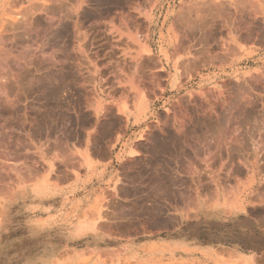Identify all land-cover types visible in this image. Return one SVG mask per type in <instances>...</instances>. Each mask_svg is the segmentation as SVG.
Wrapping results in <instances>:
<instances>
[{"label":"rangeland","instance_id":"374dc122","mask_svg":"<svg viewBox=\"0 0 264 264\" xmlns=\"http://www.w3.org/2000/svg\"><path fill=\"white\" fill-rule=\"evenodd\" d=\"M82 1L84 0H78V1L77 0H51V1L50 0H43V1L42 0H27V2H24V6L27 4L26 5L27 8L28 7L30 8V9L28 8V11L30 10L29 12L36 11L35 9L37 7L38 8L40 7V2H41V7H42V4H44L45 8L43 7L42 8L43 10L44 9L45 10L42 11V9L39 8L38 15L40 17L41 12H42L41 14H45V15L44 17L41 16L42 18L41 20L39 21L37 20V22L39 23L35 22V20L33 21V24L35 23L36 25L35 27H37V30H33V31L29 30L28 31L29 33L25 34L24 43L18 46L13 45L12 52H10L12 56H15L19 52L20 48L23 47L24 50L26 49V51H28L29 53L32 52L31 55L34 54L33 55L34 57L32 56L33 60L30 61L31 63H29L25 67L26 69L24 68L23 70L24 73L29 75L28 77H24L25 79L23 80V85H22L24 89L21 86L20 88H22V90L16 87L17 89L14 88V89H10L11 92L8 91V96L11 97L10 98L11 101L14 102L13 106H15L11 108L12 110L10 109V111L13 112V116H14V117L12 116L13 118H11L10 120L13 121L15 129L10 130V132L8 131L9 130L8 127H6L8 130L6 128L4 131L0 129L1 130L0 132V138H1L0 139V162H2L1 159L3 158L1 157L3 153L2 151L4 150L7 151L9 149H12L13 147V152H15L13 153V155L15 156L11 157L13 160L9 156V160L11 159L10 161H12L14 164L15 163L18 164V166L17 164L12 165L14 167L17 166L18 170L16 171L12 170L8 172L6 167H5L6 169L5 170L0 165L1 167L0 175H2L0 176L1 178L0 179L1 180L0 181V194H1L0 195V206H1V202L3 199L11 198V196L6 197L7 191L8 190L11 191V187H14L16 184L15 180L10 179L8 175L11 173L12 176L15 177V175L18 174L17 172L20 171L21 168L24 173L22 171L20 172H22V174L24 175H26L28 171H29L28 174H30V171H33L35 173H38V172L39 174L41 173L40 175H38L39 176L38 179H41L42 177L43 178L50 177L51 182L54 183V191H55L56 199L53 200L52 202L44 200L43 208H46V209L48 208L47 210L45 209L44 211L43 210L33 211V209H28V208L25 211L23 210L21 211L18 209L14 210L13 215L15 216V220L11 222V225L6 231L8 240L14 243H11V246L8 249L7 253L1 256L2 259L0 257V264H3L5 261H10V263L12 262L18 263L20 262V260H23L26 262H32L36 260L34 259L36 257L35 255L36 254L38 255V251L42 249L41 246H42V242L45 241L44 240L45 237L40 236L37 238V236H34V237L29 236L25 230L26 223L29 217L35 218L37 216H46L47 214H50V213H54V214L70 213L71 217L76 216V217H82V218L91 216V220H89V222L86 223L87 224L86 226L84 222H81V221L77 222L78 224L77 232L84 233L86 228H87V231H90V229L92 228L93 235L90 236V235L77 234L76 236H74L75 227L70 224L71 231H72V241L70 243L71 246L68 247L66 251H63V252L58 251L57 256H55L54 258L52 257L51 263H44V264H53L54 259H55L54 261H58L62 259L63 260L73 259L77 261V264H237V263H240L239 261L241 260H242L241 264L242 262L244 264L245 259H248L250 257L248 256V254L251 252V249H252V248H249L250 241L246 245H245V242L242 241L243 238L245 237L244 235L245 233L248 235V237H250V239H253L254 243L256 244L255 247L260 248L259 251H256L254 253L261 254V252H264V235L260 232L259 229L257 230L253 228L251 229L250 224H248V221H247V218L249 219L251 217L250 215H254L255 212L259 210V208H262L261 207L262 205H264V123L256 122L258 121V119L259 120L261 118L264 119V93H263L264 92V84H263L264 83V70H263L264 69V46H263L264 45V33L262 31L264 29V24H262L261 26V21L257 19L258 21L257 22L255 18L253 17L252 18L257 22V24L260 22V24L257 25V24H253L255 23V21L252 20L253 21L252 27L255 30L253 31L254 33H256V31L259 29V31L257 32L258 33L261 32L260 34L263 36V38L262 36L261 38H257V40L253 41L252 44H246V43L239 44L241 47L239 48L238 46L237 48H234L235 50L232 48L235 47L236 45L232 46V48L229 51V49L225 45H220V43H218L220 46L216 44L217 46H215L214 48L216 49L217 47V50H216V53L218 52L217 54L215 53L213 55H210L207 52L206 53L203 52L200 54L202 55L205 54L204 56L202 55L200 56V54L190 55L191 59L194 58V61L196 59L197 62H194L192 60V62L190 64L188 63V65H192L193 63V66H190V67L195 68L197 66L198 68H195V69L193 68L192 70L189 67L190 69L188 68L189 69L188 73L192 75V72H194L195 70H197L198 73L197 75L195 73V75H192L191 77L188 75L186 77V75H184L185 77L183 78L185 79H182L185 85L184 90L175 91V90H172L170 86L171 77L168 76L166 78L164 73L162 74L163 66L162 67L161 65L155 66V61H154V59L161 57L160 58L162 59L161 61L164 60L163 62H166V58L164 55L165 54L164 49H166V47H163V50H162L163 43L160 42L158 35H160L161 26L164 21L162 19L163 16L165 15L164 12H167V15H169L168 14L169 11H170V14L174 13V8L172 6L173 3L171 4V7L170 6L167 7L166 10L163 9L161 19H159L158 17V20H157L158 25L156 27V37H155L156 44L152 45L153 50L151 51V53H153L155 56L154 58L151 57L149 59L148 55L150 54L145 53V55L141 58L142 63H144L143 67H140V70L137 71V73H139L140 75L139 76L137 74V77L139 76L138 77L139 80L142 79V81H137V83L134 82L133 84L131 83V86L137 90H140L141 93L143 92L142 95L144 94L143 96H145V98H147L150 101L152 111L155 112V115L153 117H150L149 120H147L148 125H150L151 127V131H153L152 133L150 132L151 136H153V138L156 136H159L156 138V141H162L164 139V141H167L168 147L165 149V151L161 149L159 151L157 150L158 152L150 151V154H148L149 152L147 151L146 148L149 147L151 144H153L152 142H154V140L152 141V137L150 136V133L147 135L149 138L151 137V139L146 138L147 141H144L145 140L144 137L139 138V135L135 136L132 139V141L134 140L133 143L129 144V146L133 147L134 144L137 145L138 151L136 152V156H138L139 158L137 159V162L139 164L136 163V160L135 162H132L133 160L131 161V159L130 160L125 159L124 161L117 162L116 165L110 166L108 169H106V167L104 165L102 166L99 163V161L96 159L97 156H94V160H96V162L102 167H98L97 171L94 172L95 174L94 173H93L94 175L92 174V176L97 177L98 180L93 181V188L90 189V195L85 196L84 188H83L82 190H79V191L77 190L78 195H77L76 200L71 199L69 201L63 202L60 196H56L57 191L59 189L58 187L61 184L60 179H58L60 171L62 170H65L67 172L70 171L69 174H72V175L83 174L85 167L81 160L84 157L78 156V155L75 156V154H71L72 158L70 155H69L70 156L69 158L67 157L68 155H66V158L65 156L62 157V153H61L62 151L59 150L61 149V147L59 148V146L61 145L58 144V142L60 141L59 140L60 138H61V142L64 139L66 140L67 138L64 134V128L66 127L64 125H61L63 123L61 119L54 118L55 123L51 122L50 124L48 123L50 120L47 121L46 123L47 129L44 130L46 131V133L44 132L45 135L43 134L45 138L44 136H43V139L40 138L42 137V135H40L39 137L37 136L38 138L36 136L35 137L33 136L35 138L34 140L32 135L28 136L29 133H32L34 131V128L36 127V124L38 122L36 119L39 120V118L41 117L40 112L47 113L48 111L46 112V110H49L46 108L49 102L47 98V93H43L46 95H41L42 92L39 90V88L37 89V87L39 86V83H37L39 81L38 79L39 76L41 74L45 76L47 75L46 73H49L48 71L51 72V70L53 72V70L58 71V69L59 70L61 69L60 72L61 71L67 72L68 70H71L75 67L74 70H71V71H74V75L71 76V79H70L71 81L70 80L68 81L70 85L67 83L68 86H66V89L71 88L69 90L73 92L74 99H78L80 95H83V96H85V94L89 95L90 93L89 89H92L96 78H97L96 82H99L98 91L102 94L105 101L107 103L109 102L108 104L117 103V104L123 105L126 101H130V99H133L134 94H135V90L131 89V86L129 83H127V80L123 81L122 79H120L119 74L126 73L125 75H127V77L128 76L130 77V73L132 69H134V68L132 69L130 68L131 67L130 64H132L131 60L134 61L133 58H135L136 55L140 52V49L138 45L137 46L135 45V47H138V49H136L134 47L135 43L133 42L132 43L128 42V44L127 43L125 44V41H124L125 31L123 30L122 27L119 26V24L115 29H112L114 34L110 32H106L107 30L103 29L101 33L99 32L97 34L88 33V35L83 34L84 35L83 37L76 38V35H72V37H70L68 33L69 29L67 25H68V21L70 17L71 18L74 17L73 14H75V9L79 11L82 8L81 6L91 5V3H93L92 0H88V2L87 0L85 2H82ZM47 3H50V4H47ZM224 5L226 6L227 4H224ZM243 5L244 4L242 0H239V1L235 0V5L233 3L231 4L230 7H242L243 8ZM102 6L106 7L107 5L106 6L102 5ZM102 6L101 8H103ZM121 6H122L121 4L120 6L118 5V9L119 8L121 9L122 8ZM31 7H33V9ZM227 7L230 8L229 6ZM158 10L161 11V9H158ZM47 11H52L55 17L54 21L51 22L46 19ZM160 11L158 12V15L160 14ZM235 11L234 12L233 10L231 11L234 18L238 16L239 18L241 16H243L244 18L243 19L241 17V19H239L242 21L241 23H243V21L246 20L245 19L246 17H248V19L249 17H251V16H248V14L245 12L243 13L241 11H236V12ZM239 14H241V16ZM53 22L56 24L55 26L57 27V29L63 28L61 29L62 30L61 36H59V38L57 37L56 39H54V36H53V29H56L55 26L49 29V25H51L50 23H53ZM165 23L166 25L170 24V18L167 19ZM139 30H140L139 27L131 29V32L133 33L136 40L137 39L140 40L138 38ZM258 33H256V35ZM42 35H44V41H42V37H41ZM40 41L43 43H41ZM198 41H199L198 38L193 39L191 43L195 45V43L196 42L198 43ZM235 44H237V42ZM198 47L200 48L206 47V45L205 43H203L200 46L198 44ZM194 48L196 49V51H198L197 49H199V48H196V46ZM223 48L224 50H222ZM227 50L230 52V54ZM129 51L133 53H130ZM170 51L172 52V49H170ZM210 56L213 58V60L215 59L217 63L215 60H214L215 63H213V60L210 59ZM126 58L129 59L127 60L129 62L126 61ZM121 60L122 61L125 60L126 64H123L125 61L122 62ZM205 60H209V61L206 62ZM222 60H225V61H222ZM151 62L152 63L154 62V63L152 64ZM115 63L116 64L119 63V64L115 66ZM128 63L130 66L129 68H127ZM122 64L124 68L122 67ZM125 67L128 70H125L124 72V69H126ZM199 67L200 68L202 67V68L200 69ZM129 69H130V72L129 74H127L128 73L127 71H129ZM144 74L146 75V77ZM152 74L154 76H158L159 78L154 77ZM160 74L162 75L160 76ZM252 74L253 76H251ZM254 76L258 77L259 80L254 81V79H256ZM260 76H261V79L263 78L262 81L259 78ZM93 77L94 78L96 77V78L94 79ZM57 78L58 77H53L52 83L50 82L51 77L48 80H44V81H46V83L47 81H49L50 85H52L54 80H55L54 82L58 83L59 81H61L62 77L60 79H57ZM72 79L75 82L77 80L78 81L75 83L72 81ZM223 81L225 82L222 83ZM249 81L251 82V84ZM163 82H165V84ZM226 82L227 84H225ZM234 82L235 84H233ZM166 83H169V89L167 88L165 90ZM153 85H156L155 92L153 91L154 90ZM128 86H129L128 88L129 90L126 88ZM150 87H152V90ZM208 89L212 90L211 91L212 93ZM23 90H25L24 91L25 93L23 92ZM32 90L35 93H33ZM69 90L68 92H70ZM126 90H128V92ZM195 90L201 93V96L199 99L194 97L193 94L191 95V92ZM126 92L127 94H124ZM209 92L212 95L214 93V95L212 96L213 99ZM127 95L130 98L126 97ZM182 95L184 96L183 100L185 101H182V98H183ZM185 96H188V98ZM214 96L216 97V99L217 98L218 99L215 100ZM219 96L221 99L219 98ZM226 100H229V101H226ZM206 101L208 104L206 103ZM216 101H218L217 102L218 104L216 103L215 105ZM0 102H3V99ZM211 102L214 106L211 105ZM183 103H185V106L183 105ZM205 104L207 105V108ZM172 105H174L175 107H173ZM239 108L242 111L238 110ZM209 109L211 110L213 116L216 115L215 117L211 116L212 114ZM212 109L215 111H213ZM72 110L75 111L74 108L70 109L71 112ZM207 112H210V113H207ZM30 114L32 115V117ZM207 114L209 115L208 117L211 116L210 119L206 117ZM6 115L8 114L6 113ZM183 115H185V117H183ZM186 116L187 117L189 116V120ZM243 116L252 117L253 122L247 123V124L232 123L234 119H240ZM16 117H18L19 119L21 118V120L20 121L19 119L17 120ZM101 119L97 124L92 125V127L90 128L92 132L93 131L97 132V138H96L97 140L94 139L96 143L94 141H91V143L94 144L92 146L95 149L107 147L109 145L108 143L116 144L118 142L117 140H111V139L104 138V137H108L112 135L115 132L112 131V133H110L109 135L107 134V136L103 135L100 131L101 130L100 126L102 125L101 122L103 121V119L102 120ZM186 119H187V122H186ZM74 120L75 119H72L73 121V124H71L72 127L71 126L69 127L71 128L76 127V123L74 122ZM194 120L196 121L197 124L193 123L195 122ZM59 121L60 123L57 126L58 124L57 122ZM189 121L190 122L193 121L192 122L193 125L194 124L197 125V126L194 125L197 128V131H196V128ZM216 121H218V123ZM225 122H227L228 124ZM191 125H192V128H190ZM56 126L57 128L58 127L63 128L62 129L63 134L62 133L60 134V132H62L61 128L60 129L58 128V132L60 135L58 134ZM116 126H117L116 130L118 128L116 132L118 133L120 132L119 135L123 137L120 144L119 143L117 144L118 145L117 148L119 149L121 148V145L123 144V142H126L128 140L132 132L134 131L138 132L139 130L143 129V127L134 129L130 125L128 126V128L126 125L121 127L119 122L117 123ZM48 127H50V129ZM212 127L214 128L212 129ZM71 128H69L70 131H71ZM188 128H190V130L192 131H188L187 133V130H189ZM54 129L56 130V134L58 135H52L53 132H55ZM180 129L185 131V133L184 132L183 133L186 136L182 134V131H180ZM6 130L8 131V133H6L5 135L4 132ZM73 130H74V135L69 136L70 138L72 137L71 141H68V142L66 141L67 143L66 142H62V143L64 145L67 144V146L69 145L71 147L73 146L75 150L77 148L85 147L86 137H83V136L81 138L80 136L78 137L76 133L77 127ZM223 130H225L226 132ZM215 131L217 134L215 133ZM2 132L4 133L5 137L8 135L6 139H4V135L2 134ZM124 132L126 133V135H124ZM178 132H179V135H178ZM186 133L188 134V136ZM220 133H223L221 135L223 137H221L219 141L218 140L216 141L217 135H219ZM46 134H49V135H46ZM63 135L65 136V138L59 137ZM198 135L200 137V140L196 139ZM186 137H189V138H186ZM2 138L5 140V142L7 140V142L5 143L7 146L6 145L4 146L5 149L4 147L2 148V144L4 142ZM172 139L175 141H173ZM177 139L180 141H178ZM188 139H190V142ZM18 140H21V142ZM68 140L70 139L68 138ZM53 141L54 143H52ZM169 141L171 143H169ZM28 142L30 145L32 144L31 148H34V149L28 148L30 147ZM55 142L57 143L55 144ZM138 142L141 145L140 144L138 145ZM143 142L148 145L146 146V144H144ZM33 144H35V147ZM56 146L59 149L56 148ZM140 146L143 148H141ZM6 147H9V148H6ZM208 147H212V150H213L212 155L208 153L211 150V148H208ZM49 149L54 150V151H50ZM204 149H205V152L203 153ZM145 150L147 153L145 152ZM45 151L49 152L50 154L45 153ZM38 157H39V160H38ZM107 157L109 158L108 155ZM6 158H7L6 160L9 161L8 157ZM33 158H36L37 161ZM68 159H70V161ZM109 159H111V157ZM44 160L50 161L52 167H49L47 164L48 162L45 163ZM24 161L25 163L27 162V164H25ZM66 161L68 162L66 163ZM133 163H136V164H133ZM188 164H190L193 169L191 168L190 170ZM246 168L249 170V172L245 171ZM104 169H105V174L107 173L108 175H106L107 178L105 180H102V176L104 173L102 171H104ZM15 172L16 174H14ZM6 173H9V174L7 175ZM113 174L114 176L112 178L111 176ZM247 177H249V182L247 184L245 183L243 185L236 184V181H245ZM152 180L155 182V184ZM30 181H27V182H30ZM82 185L84 186V184ZM198 190L199 192H201V194H204V197H205L204 204L207 209L212 208L211 204L213 202L218 204L219 201H221L220 203H222L221 204L222 207L218 208L215 218L211 219V218H206L204 216L200 217L199 215L198 216L196 215V206H197L196 199L198 196ZM113 192L114 194H112ZM112 195L113 196L115 195V197H113ZM113 198H115L114 202H113ZM110 200H111V203H110ZM224 201L226 202L224 203ZM232 204H234L235 206ZM67 219L68 218H66V220ZM48 220H51V219L48 218ZM238 226H242V227L240 228ZM235 228L239 229V231L235 230L233 234V230ZM218 234L221 236L219 237ZM97 235L100 236L101 238L100 244H96L93 241V238ZM214 236H215L216 241L214 239ZM29 237L31 238L29 239ZM43 237L44 239H42ZM238 240L241 242V245L244 242L243 244L244 246L243 245L241 246L242 249L239 252L233 250V246L235 245L234 243L237 242ZM33 255L35 257H33ZM32 263L34 264V262Z\"/></svg>","mask_w":264,"mask_h":264},{"label":"bare ground","instance_id":"6f19581e","mask_svg":"<svg viewBox=\"0 0 264 264\" xmlns=\"http://www.w3.org/2000/svg\"><path fill=\"white\" fill-rule=\"evenodd\" d=\"M43 1V0H42ZM51 1V0H50ZM78 1V0H77ZM86 0L82 1V2H85ZM124 0H95V2L97 3L98 6L97 9L99 8V6H102V5H107L106 7H103V8H99L101 9V11L103 10V13H104V10L106 11L109 6H116L117 4L120 6V3L123 2ZM131 0H126L125 2H128ZM134 1V0H132ZM137 1V0H136ZM152 1V0H150ZM155 1V0H154ZM227 2H230V6L231 4L234 3L235 5V0H226ZM226 1L225 0H171V4L173 3V8H174V13L173 14H170V11H169V15H168V19L170 18V24L166 25V26H163V28L160 30V35H158V38L160 39V42H162V50H163V47H166V49H164V55H165V58H166V62H163L161 61L162 59H160L161 57L159 58H156L154 59L155 61V66L156 65H161V67H166V70L168 71V76L171 77V88L172 90H175V91H182L184 90V83L182 81V79H185L183 77H185L184 75H187L188 76H192V75H197V70H195L194 72H192V75L190 73H188L189 69L191 68L190 66H193V63L192 65H188V63L190 64L192 62V60L194 61V58L191 59V56L190 55H196V54H200V53H209L210 55H213L216 53V50H217V47L216 49L215 46H217L216 44L220 43V45H225L229 51L230 49L232 48V46L236 45L235 47H233L232 49L234 48H237L239 46V48L241 47L239 44H242V43H246V44H252L253 41L257 40V38H261V32L258 33L257 31H259V29L256 31V33H258L256 35V33H254V28L252 27V23L253 21H257L260 20L261 21V26L262 24H264V0H242V2L248 3V7H245L244 9L239 10L241 12L244 13H247L248 16H251L249 17L250 21L248 20H244L243 23H241L242 21L239 20L241 19V17L243 18V16H241V14H239L241 17L239 18L238 17H235L233 16L232 14V9L228 8L227 6H225L224 4H226ZM239 1V0H238ZM24 2H27V0H0V101H2L3 99V102H0V129H2L3 131L5 130L6 127H8V131L10 132V130H14L15 127H14V123L13 121H11L10 119L13 118V112L10 111L11 108L15 107L13 106V103L11 101V97L8 96V91H10V89H21L22 88L24 89V87L22 86L23 85V80L25 79L24 77H28L29 75H27L26 73H24V68L29 64L31 63L30 61H32V56L34 54L31 55V53H29L28 51H26V49L24 50V48H20L19 52H18L15 56H12L10 54V52H12V49H13V45H20V44H23L24 43V37H25V34L26 33H29L28 31L29 30H37V27H35V23L33 24V21L35 20V22H37V20H41V16L44 17L45 14H41L40 13V17L38 15V11H39V8L43 10L44 7V4H42V7H41V2H40V7L36 8L35 10L37 11H33V12H29L28 11V8H27V4L24 6ZM38 2V1H37ZM63 2V1H62ZM81 2V3H82ZM88 2V0H87ZM86 2V3H87ZM129 2V4H130ZM36 3V2H35ZM60 3V2H59ZM67 3V1H66ZM76 3V2H75ZM78 3V2H77ZM133 3V2H132ZM147 3V2H146ZM152 3V2H151ZM156 3L159 4V0H156ZM176 3V4H175ZM237 3V2H236ZM47 4H50V3H47ZM92 4V3H91ZM122 4V3H121ZM127 4V3H126ZM145 4V3H144ZM46 5V4H45ZM56 5V4H54ZM68 5V4H67ZM117 5V6H118ZM131 5V4H130ZM151 5V4H150ZM245 5V4H244ZM243 5V7H244ZM47 6V5H46ZM70 6V5H69ZM137 6V5H136ZM143 6V5H141ZM147 6V5H146ZM152 6V5H151ZM240 6V4H239ZM34 7V6H33ZM33 7H31L33 9ZM82 8L78 11L75 9V14H76V18H77V21L80 22V20L83 18V17H87L86 13H90V12H93L92 15H97V13L100 11H97L96 13V10L94 7H90V6H81ZM148 7V6H147ZM27 8V9H26ZM49 8V7H48ZM70 8V7H69ZM94 8V9H93ZM114 7H112L113 9ZM131 8V7H130ZM177 8V10H176ZM232 8V7H231ZM248 8V9H246ZM30 9V8H29ZM50 9V8H49ZM78 9V8H77ZM93 9V11H92ZM111 9V10H112ZM148 9V8H147ZM153 9V8H152ZM239 9V8H237ZM29 12H27V11ZM48 10V9H47ZM59 10V9H58ZM95 10V12H94ZM150 10V9H149ZM244 10V11H243ZM27 13H26V12ZM110 11V10H109ZM113 11V10H112ZM118 11V10H117ZM125 10H123L124 12ZM238 11V10H236ZM235 11V12H236ZM65 12V11H64ZM146 12V11H145ZM234 12V11H233ZM62 13V12H61ZM95 13V14H94ZM101 13V12H100ZM99 13V16H97V18L95 16L96 19H99L98 17L102 16L103 14L100 15ZM119 13V12H118ZM144 13V12H143ZM66 14V13H65ZM105 14V13H104ZM124 14V13H123ZM122 14V15H123ZM134 14V13H133ZM74 15V14H73ZM82 15H85L82 17ZM109 15V14H108ZM112 15V14H111ZM117 15V14H116ZM128 15V14H127ZM236 15V14H235ZM243 15V14H242ZM75 16V15H74ZM89 16L91 17V15L89 14ZM105 16V15H104ZM110 16V15H109ZM132 16V15H131ZM79 17H81V19H79ZM112 17V16H111ZM135 17V16H134ZM255 18V20L253 18ZM54 15L52 13V11H47V16H46V19L49 20V21H54ZM59 18V17H58ZM71 18V17H70ZM88 18V17H87ZM92 18V17H91ZM126 18V17H125ZM137 18V16H136ZM135 18V20H136ZM142 18V17H141ZM89 19V18H88ZM102 19V18H101ZM104 19V18H103ZM130 19V18H129ZM139 19V18H138ZM143 19V18H142ZM238 19V21H237ZM244 19V18H243ZM76 20V19H75ZM83 20V19H82ZM85 20V19H84ZM92 20V19H91ZM95 20V19H94ZM118 20V19H117ZM134 20V19H133ZM253 20V21H252ZM46 21V20H45ZM60 21V20H59ZM141 21V20H140ZM145 21V20H144ZM147 21V20H146ZM246 21V22H245ZM255 21V23L253 24H257V22ZM42 22V21H41ZM75 22V23H76ZM91 22V21H90ZM97 22V21H95ZM39 23V22H37ZM79 23H77L79 25ZM84 22L82 21V24ZM99 23V22H98ZM129 23V22H128ZM134 23V22H133ZM132 23V24H133ZM139 23V22H137ZM141 23V22H140ZM139 23V24H140ZM51 25H49V29L50 28H53V26H55L56 24L53 22V23H50ZM74 24V23H73ZM72 24V25H73ZM119 24V23H118ZM122 24V22H121ZM260 22L257 24L259 25ZM60 25V24H59ZM81 25V24H80ZM86 25V24H85ZM107 25V24H106ZM105 25V27H107ZM120 25V24H119ZM124 25V24H123ZM128 25V24H127ZM131 25V24H130ZM136 25V24H135ZM46 26V25H45ZM51 26V27H50ZM133 26V25H132ZM140 26V25H139ZM244 26V27H243ZM77 27V26H76ZM81 27V26H80ZM96 27V26H95ZM121 27V26H120ZM141 27V26H140ZM143 27V26H142ZM146 27V26H145ZM144 27V28H145ZM255 27V26H254ZM258 27V26H256ZM260 27V26H259ZM30 28V29H29ZM44 28V26H43ZM48 28V27H47ZM56 29H53V36H54V39H56L57 37L59 38V36H61L62 34V30L63 28L61 29H57V27L55 26ZM60 28V26H59ZM85 28V26L83 27ZM82 28V29H83ZM126 28V27H125ZM128 28V27H127ZM130 28H135V27H130ZM69 29V28H68ZM52 30V29H51ZM124 30V29H123ZM135 30V29H134ZM137 30V29H136ZM141 30V29H140ZM254 30V31H253ZM102 31V30H101ZM138 31V30H137ZM261 31V30H260ZM263 33H264V29L262 30ZM37 32V31H36ZM66 32V31H65ZM76 32V30H75ZM128 33L125 35L126 37V40L127 42H136L139 49H140V52L136 55L134 59V61L131 60V67L129 66V63H128V66L127 68H134L132 69L131 73H130V77L125 74H119V78L122 79L123 81L124 80H127V83L130 84L131 86V83L133 84L134 82L137 83V81H142L139 80V73H137V71L140 70V67H143V64L142 63V57L145 55V53H148V54H151V51L153 50L152 49V45H150V42H151V35L149 32H144L140 33L141 35V40H136V38L129 32L127 31ZM32 33V32H31ZM34 33V32H33ZM69 33V31H68ZM101 33V32H100ZM119 33V32H118ZM262 33V34H263ZM64 34V33H63ZM29 35V34H28ZM31 36V35H30ZM80 36V35H79ZM42 37V41H44V35L41 36ZM81 37V36H80ZM107 37V36H106ZM111 37V36H110ZM117 37V36H116ZM138 37V38H139ZM109 38V37H108ZM139 38V39H140ZM198 38V43L196 45L192 44L191 41L193 39H197ZM263 38V36H262ZM110 41V40H109ZM196 41V40H195ZM41 42V41H40ZM56 42V41H55ZM237 42V44H235ZM43 43V42H41ZM203 43H205L206 47H198V44L199 46L202 45ZM257 43V42H256ZM130 44V43H129ZM124 45V44H123ZM167 45V46H165ZM219 45V44H218ZM219 45V46H220ZM22 46V45H21ZM113 46V45H112ZM125 46V45H124ZM196 46V48H199L197 49L198 51H196V49L194 48ZM204 46V45H203ZM264 46V45H263ZM26 47V46H25ZM15 48V47H14ZM54 48V47H53ZM133 48V47H132ZM194 48V50H193ZM221 48V47H220ZM19 49V47H18ZM17 49V50H18ZM55 49V48H54ZM80 49V48H79ZM114 49V48H113ZM170 49H172V52L170 51ZM16 50V49H15ZM34 50V48H33ZM43 50V49H42ZM83 50V49H82ZM100 50V49H99ZM121 50V49H120ZM215 50V52H214ZM224 50V48L222 49ZM235 50V49H234ZM237 50V49H236ZM55 51V50H54ZM53 51V53H54ZM228 51V50H227ZM228 51V52H229ZM88 52V51H87ZM96 52V51H95ZM213 52V53H212ZM220 52V51H219ZM226 52V51H225ZM232 52V50H231ZM239 52V51H238ZM212 53V54H211ZM218 53V52H217ZM216 53V54H217ZM237 53V52H235ZM75 54V53H74ZM230 54V52H229ZM234 54V53H232ZM80 55V54H79ZM95 55V54H94ZM93 55V56H94ZM115 55V54H114ZM202 54H200L201 56ZM205 54H203L202 56H204ZM47 56V55H46ZM53 56V54H52ZM96 56V55H95ZM102 56V55H101ZM109 56V55H108ZM198 56V57H200ZM34 57V56H33ZM36 57V55H35ZM151 57V56H150ZM173 57V58H172ZM217 57V56H216ZM215 57V58H216ZM227 57V56H226ZM52 58V57H51ZM83 58V57H82ZM101 58V57H100ZM105 58V57H104ZM197 58V57H196ZM79 59V58H78ZM77 59V60H78ZM120 59V58H118ZM147 59V58H146ZM150 59V58H149ZM198 59V58H197ZM208 59V58H207ZM210 59L213 60V58L210 56ZM98 60V59H97ZM144 60V59H143ZM215 60V59H214ZM213 60V63H215ZM35 61V59H34ZM48 61V60H47ZM76 61V60H75ZM96 61V60H95ZM122 61V60H121ZM125 61V60H124ZM122 61V62H124ZM127 61V60H126ZM126 61L123 63V64H126ZM150 61V60H149ZM206 62H208L209 60H205ZM216 61V60H215ZM222 61H225V60H222ZM229 61V60H228ZM113 62V61H112ZM111 62V64H112ZM129 62V61H127ZM148 62V61H146ZM145 62V63H146ZM194 62H197L196 59ZM201 62V61H200ZM33 63V62H32ZM35 63V62H34ZM152 63V62H151ZM149 63V64H151ZM154 63V62H153ZM152 63V64H153ZM160 63V64H159ZM217 63V61H216ZM224 63V62H223ZM119 64V63H118ZM118 64L115 63V66H117ZM122 64V67L124 68ZM148 64V65H149ZM167 64V65H166ZM121 65V64H120ZM147 65V66H148ZM199 65V64H197ZM39 66V65H38ZM43 66V65H42ZM41 66V67H42ZM77 66V65H76ZM81 66V65H80ZM168 66V68H167ZM188 66V67H187ZM201 66V65H199ZM71 67V66H70ZM69 67V68H70ZM90 67V66H89ZM112 67V66H111ZM152 67V66H151ZM190 67V68H189ZM75 68V67H74ZM71 69V70H74ZM114 68V67H113ZM126 68V67H125ZM124 69V72L125 70H128V69ZM189 68V69H188ZM194 68V67H193ZM193 68H191L193 70ZM195 68H198L197 66ZM194 68V69H195ZM200 68V67H199ZM202 68V67H201ZM200 68V69H201ZM26 69V68H25ZM41 69V68H40ZM83 69V68H82ZM115 69V68H114ZM147 69V68H146ZM187 69V70H186ZM35 70V69H34ZM45 70V69H44ZM61 70V69H60ZM60 70L58 69V71L56 70H51L48 71L49 73H46L47 75H43L41 73L40 76H39V81L37 83H39V86L37 87V89L39 88V90L42 92L41 95H46V94H43V93H47V98H48V107L46 106L47 109L49 110H46L47 113H42L40 112L39 114L41 115V117L38 119H35L38 121L37 124H36V127L34 128V131L32 133H29L28 136L32 135V137L34 136H40L42 135V138L43 139V136L45 135L46 130V123L47 121H49L48 123L50 124L51 122H54V118H58V119H61V121L63 122L61 125H64L66 128H64V134L66 136V140L64 139L62 142H68V141H71V138L69 137L70 135H74V130L76 127H77V135L78 137L80 136V138L83 136V137H86V146L84 148H90V149H93L94 147L91 143V141H94V139L97 138V132L95 131H91L90 128L92 127V125L94 124H97L100 119L102 118L103 121L101 122L102 125L100 126L101 128V133L103 135H106L107 134L109 135L110 133L113 132H116L118 130H116V125L117 123L119 122L121 127H123L124 125L128 126L130 125L131 127H133L134 129H137V128H141L143 127L142 130H139L138 132L137 131H134L130 134L128 140L126 142H123V144L121 145V148L119 149V152L116 153V156H114V161H110L109 164H107V166H114L117 164V162H122L124 161L125 159H131L132 162H135L136 160V163L137 162V159L138 156H136V152L138 151V147L136 144H134L133 147H130L129 144L133 143L132 139L133 137L135 136H138L139 135V138L141 137H144L145 140L144 141H147L146 138L148 139V135L150 132L152 133L153 131H151V127L150 125H148L147 123V120H149L150 117H153L155 115V112L152 111V108H151V103L150 101L145 98V96L142 95L141 91L140 90H137L135 89L134 87L131 86V89L135 90V94H134V98L133 99H130V101H126L123 105L122 104H108L105 99L103 98L102 94L98 91V83L99 82H96V79H95V82H94V85L92 87V89H89L90 93L89 95H86L83 96V95H80L78 99H74V95H73V92L70 91L69 89L71 88H67L66 89V86L67 83L69 84V80L71 79V76L74 75V71H71V70H68L67 72H60ZM78 70V69H77ZM80 70V69H79ZM264 70V69H263ZM13 71V72H12ZM23 71V72H22ZM26 71V70H25ZM82 71V70H81ZM136 71V72H135ZM149 71V70H148ZM165 72V70H163ZM42 72V71H41ZM76 72V71H75ZM129 74L130 72V69L129 71H127ZM29 73V72H28ZM114 73V72H113ZM147 73V72H146ZM155 73V72H154ZM153 73V74H154ZM157 73V72H156ZM160 73V71H159ZM166 73V72H165ZM33 74V73H32ZM62 74V75H61ZM76 74V73H75ZM83 74V73H82ZM137 74L139 75L137 77ZM151 74V73H150ZM152 74V75H153ZM163 74V72H162ZM160 74V76L162 75ZM77 75V74H76ZM102 75V74H100ZM142 75V74H141ZM145 75V74H144ZM151 75V76H152ZM158 75V74H156ZM255 75V73H254ZM258 75V74H257ZM256 75V76H257ZM89 76V75H88ZM94 76V75H93ZM150 76V75H149ZM154 76V75H153ZM253 76V74L251 75ZM259 76V75H258ZM51 77V80L50 82L52 83V78L53 77H58L57 79H60L61 77V81H59L58 83L54 82L53 81V84L50 85V82L47 81H44V80H48L49 78ZM77 77V76H76ZM104 77V76H103ZM146 77V75H145ZM148 77V76H147ZM154 77H157L159 78L158 76H154ZM163 77V76H162ZM255 77V76H254ZM253 77V78H254ZM31 78V77H29ZM28 78V79H29ZM36 78V77H35ZM81 78V77H80ZM143 78V77H142ZM189 78V77H188ZM247 78V77H246ZM252 78V77H251ZM256 79L255 80H259L258 77H255ZM260 80L262 81L261 79V76L259 77ZM93 79V80H94ZM152 79V78H151ZM150 79V80H151ZM156 79V78H155ZM37 80V79H36ZM75 80V79H74ZM82 80V79H81ZM88 80V79H87ZM111 80V79H110ZM115 80V79H114ZM129 80V81H128ZM160 80V79H159ZM252 80V79H251ZM250 80V81H251ZM28 81V80H27ZM34 81V80H33ZM71 81V80H70ZM73 81V79H72ZM78 81V80H77ZM76 81V82H77ZM86 81V80H85ZM107 81V80H106ZM144 81V80H143ZM147 81V80H146ZM154 81V80H153ZM249 81V82H250ZM32 82V81H30ZM75 82V81H73ZM75 82V83H76ZM84 82V81H83ZM92 82V81H91ZM110 82V81H109ZM126 82V81H125ZM158 82V81H157ZM225 81H223L222 83H224ZM230 82V81H229ZM228 82V83H229ZM241 82V81H240ZM253 82V81H252ZM82 83V82H81ZM93 83V82H92ZM112 83V82H111ZM148 83V82H147ZM165 84V82H163ZM255 83V82H254ZM259 83V82H258ZM261 83V82H260ZM113 84V83H112ZM151 84V83H150ZM159 84V83H158ZM227 84V82L225 83ZM223 84V85H225ZM235 84V82L233 83ZM232 84V85H233ZM251 84V82H250ZM262 84V83H261ZM264 84V83H263ZM27 85V84H26ZM24 85V86H26ZM36 85V84H35ZM70 85V84H69ZM231 85V84H230ZM22 86V88H20ZM29 86V85H28ZM86 86V85H85ZM140 86V85H139ZM149 86V84H148ZM154 86V85H153ZM156 86V85H155ZM17 87V88H16ZM124 87V86H123ZM141 87V86H140ZM145 87V86H144ZM227 87V86H226ZM232 87V86H231ZM236 87V86H235ZM241 87V86H240ZM127 89L129 88L126 87ZM146 88V87H145ZM151 90H152V87H150ZM156 88V87H155ZM238 88V87H237ZM242 88V87H241ZM244 88V87H243ZM30 89V88H29ZM66 89V90H65ZM84 89V88H83ZM229 89V87H228ZM231 89V88H230ZM36 90V89H35ZM68 90L70 92H68ZM82 90V89H81ZM123 90V88H122ZM125 90V89H124ZM129 90V89H128ZM128 90H126L128 92ZM150 90V89H149ZM150 90V91H151ZM210 92L212 90L208 89ZM236 90V89H235ZM256 90V89H255ZM25 90H23L24 92ZM27 91V90H26ZM29 91V90H28ZM33 91V90H32ZM31 91V92H32ZM38 91V92H40ZM86 91V90H85ZM156 91V90H155ZM154 91V92H155ZM234 91V90H233ZM232 91V92H233ZM11 92V91H10ZM17 92V91H16ZM20 92V91H19ZM84 92V91H82ZM88 92V91H87ZM116 92V91H115ZM123 92V91H122ZM124 93V94H127ZM209 92V93H210ZM237 92V91H235ZM248 92V91H247ZM18 93V92H17ZM25 93V92H24ZM33 93H35L33 91ZM37 93V92H36ZM111 93V92H110ZM133 93V92H132ZM151 93V92H150ZM163 93V92H162ZM208 93V94H209ZM212 93V92H211ZM210 93L211 97L213 95ZM227 93V91H226ZM229 93V91H228ZM251 93V92H250ZM264 93V92H263ZM10 94V93H9ZM82 94V93H81ZM119 94V93H118ZM123 94V95H124ZM193 94L194 97L196 98H200L201 96V93L198 92V91H192L191 92V95ZM207 94V96H208ZM253 94V93H252ZM23 95V94H22ZM40 95V94H39ZM148 95V93H147ZM150 95V94H149ZM188 95V94H187ZM217 95V93H216ZM11 96V95H10ZM89 96V97H87ZM133 96V95H132ZM183 96V95H182ZM236 96V95H235ZM238 96V95H237ZM15 97V96H14ZM17 97V96H16ZM37 97V96H36ZM40 97V96H39ZM126 97H129L128 95ZM188 98V96H185ZM239 97V96H238ZM263 97V96H262ZM22 98V97H21ZM27 98V97H26ZM46 98V97H45ZM46 98V99H47ZM130 98V97H129ZM203 98V97H202ZM215 100L216 97L214 96ZM220 98V96H219ZM16 99V98H15ZM45 99V100H46ZM179 99V98H178ZM181 99V98H180ZM184 99V96L182 98V101H185L183 100ZM186 99V98H185ZM195 99V98H194ZM213 99V97H212ZM221 99V98H220ZM229 99V98H228ZM14 100V99H13ZM38 100V99H37ZM40 100V98H39ZM196 100V99H195ZM203 100V99H201ZM233 100V99H232ZM21 101V100H20ZM42 101V100H41ZM181 101V100H179ZM219 101V100H218ZM216 101L215 102V105L216 103L218 102ZM222 101V100H221ZM226 101H229V100H226ZM249 101V100H248ZM17 102V101H16ZM187 102V101H186ZM191 102V101H190ZM197 102V101H196ZM111 103V102H110ZM207 103V101H206ZM214 103V102H213ZM228 103V102H227ZM17 104V103H16ZM176 104V103H175ZM208 104V103H207ZM218 104V103H217ZM233 104V103H232ZM46 105V104H45ZM78 105V106H77ZM183 105L185 106V103H183ZM187 105V104H186ZM200 105V104H199ZM203 105V104H202ZM206 105V104H205ZM211 105L212 102H211ZM246 105V104H245ZM19 106V105H18ZM77 106V108H76ZM173 107H175L174 105H172ZM214 106V105H213ZM225 106V105H224ZM231 106V105H230ZM177 107V106H176ZM197 107V106H196ZM202 107V106H201ZM204 107V106H203ZM235 107V106H234ZM233 107V108H234ZM238 107V106H237ZM22 108V107H21ZM74 108V110H72V112L70 111V109ZM180 108V107H179ZM183 108V107H182ZM195 108V107H194ZM199 108V107H198ZM206 108H207V105H206ZM213 108V107H212ZM215 108V107H214ZM247 108V107H246ZM249 108V107H248ZM41 109V108H40ZM43 109V108H42ZM192 109V108H191ZM196 109V108H195ZM204 109V108H203ZM211 109V108H210ZM209 109V110H210ZM237 109V108H236ZM243 109V108H242ZM12 110V109H11ZM177 110V109H176ZM205 110V109H204ZM203 110V111H204ZM213 110V109H212ZM232 110V109H231ZM240 110V108L238 109ZM247 110V109H246ZM250 110V109H249ZM7 111V112H6ZM40 111V110H39ZM38 111V112H39ZM75 113H74V112ZM215 111V110H213ZM228 111V110H227ZM242 111V110H240ZM37 112V111H36ZM193 112V111H192ZM211 112V110H210ZM210 112H207V113H210ZM251 112V111H250ZM6 113L8 115H6ZM18 113V112H17ZM186 113V112H185ZM184 113V114H185ZM188 113V112H187ZM200 113V112H199ZM220 113V112H219ZM217 113V114H219ZM224 113V112H223ZM241 113V112H240ZM244 113V112H243ZM254 113V112H253ZM15 114V113H14ZM20 114V113H19ZM37 114V113H36ZM212 114V112H211ZM215 114V113H214ZM251 114V113H250ZM31 115V114H30ZM39 115V116H40ZM166 115V114H165ZM177 115V113H176ZM197 115V114H196ZM203 115V114H202ZM201 115V116H202ZM225 115V114H224ZM233 115V114H232ZM249 115V114H248ZM13 116V117H12ZM20 116V115H19ZM60 116V118H59ZM74 116V118H73ZM159 116V115H158ZM190 116V115H189ZM189 116L187 117L188 120H189ZM199 116V115H198ZM209 115L207 114V118L210 119L211 116H213V114L208 117ZM216 116V115H215ZM213 116V117H215ZM231 116V115H230ZM256 116V114H255ZM254 116V117H255ZM32 117V115H31ZM181 117V116H180ZM183 117H185V115H183ZM219 117V115H218ZM225 117V116H224ZM227 117V116H226ZM17 120L19 119L18 117H16ZM205 118V117H204ZM221 118V117H220ZM233 118V117H232ZM246 118V117H245ZM33 119V118H32ZM72 119H75L74 122L76 123V127L74 128H71V124H73V121ZM101 119V120H102ZM191 119V118H190ZM206 119V118H205ZM227 119V118H226ZM21 120V118L19 119V121ZM57 120V119H56ZM163 120V119H162ZM175 120V119H174ZM184 120V119H183ZM182 120V121H183ZM196 120V119H195ZM194 120V121H195ZM208 120V119H207ZM218 120V119H217ZM225 120V119H224ZM231 120V119H230ZM35 121V120H34ZM123 121V122H122ZM180 121V120H179ZM185 121V120H184ZM197 121V120H196ZM193 122V121H189L190 123H196ZM201 121V120H200ZM204 121V120H203ZM223 121V120H221ZM95 122V123H94ZM162 122V121H160ZM165 122V121H164ZM181 122V121H180ZM186 122H187V119H186ZM198 122V121H197ZM211 122V121H210ZM218 123V121H216ZM215 122V123H216ZM230 122V121H229ZM20 123V122H19ZM55 123V122H54ZM57 126L59 125L60 121L57 122ZM74 123V125H75ZM100 123V124H101ZM123 123V124H122ZM192 123V125H193ZM205 123V122H204ZM214 123V124H215ZM227 123V122H225ZM35 124V122H34ZM70 124V125H69ZM150 124V123H149ZM167 124V123H166ZM170 124V123H169ZM185 124V123H183ZM187 124V123H186ZM197 124V123H196ZM194 124V125H196ZM213 124V122H212ZM220 124V123H219ZM228 124V123H227ZM54 125V124H53ZM51 125V126H53ZM60 125V126H61ZM73 125V126H74ZM154 125V124H153ZM182 125V123H181ZM192 125L190 126V128H192ZM193 125V126H194ZM201 125V124H200ZM199 125V126H200ZM206 125V124H205ZM216 125V124H215ZM20 126V125H19ZM50 126V127H51ZM55 126V125H54ZM56 126V128H57ZM71 126V127H69ZM152 126V125H151ZM176 126V125H175ZM178 126V125H177ZM180 126V125H179ZM197 126V125H196ZM203 126V125H202ZM214 126V125H213ZM217 126V125H216ZM23 127V126H22ZM34 127V125H33ZM50 127H48L50 129ZM183 127V126H182ZM181 127V128H182ZM187 127V125H186ZM195 127V126H194ZM193 127V129H194ZM55 128V127H54ZM59 129L61 127H58ZM58 128H57V132H58ZM71 128V131L70 129ZM176 128V127H175ZM184 128V127H183ZM190 128H188L189 130H187V133L188 131H192L190 130ZM196 128V127H195ZM214 127H212L213 129ZM220 128V127H219ZM63 128H61V131L60 134L62 133L63 134ZM163 129V128H161ZM166 129V128H165ZM179 129V128H177ZM202 129V128H201ZM211 129V128H210ZM218 129V128H217ZM5 131V135L6 133H8V131ZM52 130V129H51ZM55 130V129H54ZM73 130V132H72ZM26 131V130H25ZM160 131V130H159ZM158 131V132H159ZM178 131V130H177ZM175 131V132H177ZM182 131V134L184 136H186L184 133L185 131L184 130H181ZM196 131H197V128H196ZM200 131V130H199ZM204 131V130H203ZM220 131V130H219ZM222 131V130H221ZM225 131V130H223ZM1 132V130H0ZM12 132V131H11ZM17 132V131H16ZM29 132V131H28ZM45 132V133H44ZM48 132V131H47ZM53 132V131H51ZM155 132V131H154ZM163 132V130H162ZM184 132V133H183ZM202 132V131H201ZM206 132V131H205ZM208 132V131H207ZM226 132V131H225ZM4 133L2 132V134L4 135ZM73 133V134H72ZM95 133V135H94ZM122 133V132H121ZM151 133H150V136H151ZM186 133V134H187ZM197 133V132H195ZM212 133V132H211ZM216 133V131H215ZM231 133V132H230ZM27 134V133H26ZM44 134V135H43ZM50 134V132H49ZM49 134H46V135H49ZM52 134V133H51ZM59 134V132H58ZM56 134V130L55 132H53L52 135H58ZM59 134V135H60ZM166 134V133H165ZM194 134V133H193ZM217 134V133H216ZM223 133H220L219 135H217V138H216V141L219 139H221V136ZM4 135V139L7 138V136L5 137ZM23 135V134H22ZM113 135V134H112ZM178 135H179V132H178ZM191 135V134H190ZM215 135V134H214ZM213 135V136H214ZM65 136H59V137H64ZM111 136V135H110ZM156 136V135H154ZM173 136V135H172ZM182 136V135H181ZM188 136V134H187ZM193 136V135H192ZM195 136V135H194ZM206 136V135H205ZM20 137V136H19ZM18 137V138H19ZM33 137V138H34ZM37 137V138H38ZM48 137V136H47ZM101 137V136H100ZM115 137V136H114ZM152 137V141L154 140V142H152L153 144H151L149 147H145L147 149V151L149 152L148 154H150V151H159L161 149H163L165 151V149L168 147V143L167 141H164V139L162 141H156V138L159 137V136H156L153 138ZM151 137L149 139H151ZM174 137V136H173ZM32 138V139H33ZM36 138V139H37ZM39 138V139H40ZM45 138V136H44ZM68 138L70 140H68ZM77 138V137H76ZM164 138V137H163ZM179 138V137H178ZM186 138H189V137H186ZM208 138V137H207ZM205 138V139H207ZM1 139V138H0ZM2 138V140L4 141L3 144H2V148L6 145L5 143V140ZM15 139V138H14ZM20 139V138H19ZM29 139V138H28ZM115 139V138H114ZM162 139V138H161ZM160 139V140H161ZM166 139V138H165ZM175 139V138H174ZM181 139V138H180ZM194 139V138H193ZM198 140H200V137L198 135V137L196 138ZM202 139V138H201ZM238 139V138H237ZM35 140V138H34ZM60 140V141H59ZM57 142L58 144H60L61 146H59V148L61 147V149H59L57 146L56 148H58L59 150H61L60 152L62 153V157L65 156L66 158V155H68L67 157L69 158L71 156L72 158V155L76 150L75 148L72 146H67L64 145L62 142H61V138L59 139ZM97 140V139H96ZM112 140V139H111ZM110 140V142H111ZM173 140V139H172ZM178 140V139H177ZM176 140V141H177ZM186 140V139H185ZM189 142H190V139H188ZM9 141V140H8ZM21 142V140H18ZM40 141V140H39ZM47 141V140H46ZM49 141V140H48ZM118 142L116 144H110L108 143L109 145L106 147L109 151L110 149L112 150H115L117 149V144L122 141V139H118L117 140ZM175 141V140H173ZM180 141V140H178ZM195 141V140H194ZM210 141V140H209ZM224 141V140H223ZM23 142V141H22ZM30 142V140H29ZM28 142V144H29ZM37 142V140H36ZM45 142V141H44ZM55 142V144L57 143ZM63 144H61V143ZM66 142V143H67ZM140 142V141H139ZM138 142V145L140 144ZM151 142V141H150ZM200 142V141H199ZM2 143V142H1ZM13 143V142H12ZM18 143V142H17ZM24 143V142H23ZM22 143V144H23ZM43 143V142H41ZM47 143V142H46ZM54 143V141L52 142ZM70 143V142H69ZM96 143V142H95ZM106 143V142H105ZM144 143V142H143ZM169 143H171L169 141ZM195 143V142H194ZM203 143V142H202ZM219 143V142H218ZM16 144V143H15ZM27 144V143H26ZM54 144V145H55ZM146 144V143H144ZM179 144V143H178ZM186 144V143H185ZM30 145V144H29ZM28 145V146H29ZM34 147H35V144H33ZM41 145V144H40ZM49 145V144H48ZM72 145V144H71ZM141 145V144H140ZM148 144H146L147 146ZM171 145V144H170ZM192 145V144H191ZM190 145V146H191ZM194 145V144H193ZM258 145V144H257ZM7 146V145H6ZM22 146V145H21ZM32 144L30 145V147H28L29 149H34V148H31ZM63 146V147H62ZM143 146V145H142ZM189 146V147H190ZM214 146V145H213ZM217 146V145H216ZM215 146V147H216ZM12 147V145H11ZM26 147V146H25ZM38 147V146H37ZM36 147V148H37ZM92 147V148H91ZM141 147V146H140ZM144 147V146H143ZM141 147V148H143ZM193 147V146H192ZM214 147V148H215ZM6 148H9V147H6ZM50 148V146H49ZM53 148V147H51ZM208 148H211V150L208 152L210 155H212L213 153V150H212V147H208ZM220 148V147H219ZM5 149V147H4ZM3 149V150H4ZM19 149V147H18ZM55 149V148H54ZM89 149V150H90ZM206 149V148H205ZM2 150V149H1ZM24 150V149H22ZM50 151H54V150H51L49 149ZM48 150V151H49ZM96 150V149H95ZM144 150V149H143ZM162 150V151H163ZM221 150V149H220ZM230 150V149H229ZM18 151V150H17ZM43 151V149H42ZM47 151V150H46ZM45 153H49V152H46ZM57 151V150H56ZM93 150H90V153L93 152ZM98 151H101V150H98ZM140 151V150H139ZM157 151V152H158ZM219 151V150H218ZM2 155L1 157H3L1 159L2 162H0V165L1 167H3L5 169H7L8 172L10 171H16L18 170V164L16 167L12 166V165H15L12 161H10L15 155H13V147L12 149H9L7 151H2ZM104 152V151H103ZM107 152V150H106ZM146 152V150H145ZM205 152V151H204ZM225 152V151H224ZM255 152V151H254ZM17 153V152H16ZM21 153V152H20ZM26 153V152H25ZM23 153V154H25ZM33 153V152H32ZM31 153V154H32ZM55 153V152H54ZM98 153V152H97ZM147 153V152H146ZM160 153V152H159ZM215 153V152H214ZM22 154V155H23ZM29 154V153H28ZM37 154V153H36ZM50 154V153H49ZM65 154V155H64ZM75 154V153H74ZM82 154V153H81ZM93 154V153H92ZM90 154L91 156H85V162L86 164H89L91 167H92V172H96L98 167L100 166L96 160H94V156L95 155V152L94 154L92 155ZM145 154V153H144ZM206 154V153H205ZM226 154V153H225ZM19 155V154H18ZM39 155V154H38ZM45 155V154H44ZM70 155V156H69ZM100 155V154H98ZM104 155V154H103ZM107 155L109 156V158L111 157V159L113 158V156L110 155V152L109 154L107 153ZM163 155V154H162ZM9 156H10V160H9ZM76 156V154H75ZM150 156V155H149ZM152 156V155H151ZM156 156V155H155ZM159 156V155H158ZM166 156V155H165ZM5 157V159H4ZM6 157H8V160L10 161H7ZM17 157V156H16ZM35 157V156H34ZM41 157V156H40ZM84 157V156H83ZM175 157V156H174ZM229 157V156H228ZM21 158V157H20ZM37 158V157H36ZM36 158H33L36 160ZM42 158V157H41ZM105 158V157H104ZM108 158V157H107ZM106 158V159H107ZM4 159V160H3ZM155 159V158H154ZM177 159V158H176ZM7 162H6V161ZM13 160V159H12ZM38 160H39V157H38ZM66 160V159H65ZM70 161V159H68ZM105 160V159H104ZM141 160V159H140ZM148 160V159H147ZM153 160V159H152ZM159 160V159H158ZM166 160V159H165ZM5 161V162H4ZM28 161V160H27ZM34 161V160H33ZM37 161V160H36ZM79 161V160H78ZM82 161V160H81ZM9 162V163H8ZM12 162V163H11ZM17 162V161H16ZM39 162V161H38ZM41 162V161H40ZM45 163L48 164L49 167H52L51 166V163L50 161H46L44 160ZM68 161H66L67 163ZM126 162V161H125ZM131 162V163H132ZM160 162V161H159ZM166 162V161H165ZM170 162V161H169ZM187 162V161H186ZM192 162V161H191ZM7 163V164H6ZM21 163V162H20ZM25 163V161H24ZM42 163V162H41ZM136 163H133V164H136ZM162 163V162H161ZM189 163V162H188ZM27 164V162L25 163ZM31 164V163H30ZM79 164V163H78ZM139 164V163H138ZM141 164V163H140ZM159 164V163H158ZM22 165V164H21ZM154 165V164H153ZM170 165V164H169ZM189 165V169L191 170L192 166L190 164ZM60 166V165H59ZM68 166V165H67ZM105 167H107L106 165H104ZM132 166V165H131ZM155 166V165H154ZM162 166V165H161ZM191 166V167H190ZM0 167V168H1ZM23 167V166H22ZM194 167V166H193ZM2 168V169H3ZM21 168V167H20ZM30 168V167H29ZM81 168V167H80ZM135 168V167H133ZM146 168V167H145ZM151 168V167H150ZM156 168V167H155ZM1 169V170H2ZM3 169V170H4ZM5 169V170H6ZM25 169V168H23ZM65 169V168H64ZM78 169V168H77ZM90 169V168H89ZM187 169V168H186ZM193 169V168H192ZM20 171H22V168L20 169ZM18 171L17 175L12 176V174L10 173H6L8 175V177L10 179H13L15 180L16 184L14 187H11V191H7V196H11V198H5L2 200L1 202V206H0V257L3 256V254L7 253L8 249L10 248L11 246V243H14L10 240H8L7 238V234H6V231L7 229L9 228V226L11 225V222L15 220V216L13 215V212L14 210L18 209V210H23L25 211L27 208L28 209H33L37 211L38 210H42L43 206H44V200H47V201H53L56 199L55 197V191H54V183L51 182V178L50 177H42L41 179H38V173H35L33 171H30V174L29 171L26 175L22 174V172ZM63 171V170H62ZM65 171V170H64ZM61 172V171H60ZM70 172V171H69ZM68 172V173H69ZM153 172V171H152ZM190 172V171H189ZM24 173V172H23ZM67 172L65 171L64 172V175L66 174ZM144 173V172H143ZM1 174V172H0ZM16 174V172L14 173ZM95 174V173H94ZM93 174V175H94ZM69 175V174H67ZM135 175V174H134ZM2 176V175H0ZM129 176V175H128ZM147 176V175H146ZM156 176V174H155ZM154 176V177H155ZM163 176V175H162ZM66 177V176H65ZM153 177V176H152ZM168 177V176H167ZM160 178V177H159ZM158 178V179H159ZM1 179V178H0ZM58 179H59V176H58ZM62 179V178H61ZM156 179V178H155ZM166 179V178H165ZM32 180V181H30ZM66 180V179H65ZM143 180V179H142ZM145 180V179H144ZM154 180V179H153ZM152 180V181H153ZM164 180V179H163ZM1 181V180H0ZM27 181H30V182H27ZM138 181V180H137ZM166 181V180H165ZM4 182V181H3ZM144 182V181H143ZM146 182V181H145ZM154 182V181H153ZM164 182V181H163ZM6 183V182H5ZM157 183V182H156ZM140 184V183H139ZM155 184V182H154ZM161 184V183H160ZM143 185V184H142ZM165 185V183H164ZM138 186V185H137ZM158 186V185H157ZM161 186V185H160ZM159 186V187H160ZM122 187V186H121ZM158 187V188H159ZM163 187V186H162ZM5 188V187H4ZM56 188V187H55ZM157 188V189H158ZM10 189V187H9ZM118 189V188H117ZM137 189V188H136ZM154 189V188H153ZM164 189V188H163ZM261 189V188H260ZM162 191V190H161ZM145 193V192H144ZM111 194V193H110ZM114 194V192L112 193ZM1 195V194H0ZM113 196V195H112ZM125 196V195H124ZM115 197V195L113 196ZM48 198V199H47ZM114 199L113 198V202H114ZM117 199V198H116ZM99 203V202H98ZM107 203V202H106ZM110 203H111V200H110ZM196 204V203H195ZM231 204V203H230ZM229 204V205H230ZM108 205V204H107ZM234 205V204H232ZM49 206V204H48ZM235 206V205H234ZM95 208V207H94ZM161 208V207H160ZM197 208V206H196ZM233 208V207H232ZM152 209V208H151ZM244 209V208H243ZM217 210L218 208H211V209H207L206 207H200L198 209V215L200 217L204 216L206 218H215V215L217 213ZM43 212V211H42ZM150 212V211H149ZM259 212V211H257ZM103 213V212H102ZM193 213V212H192ZM191 213V214H192ZM109 214V212H108ZM18 215V214H17ZM16 215V216H17ZM195 215V214H194ZM19 216V215H18ZM23 216V215H22ZM108 217V216H107ZM51 219V218H50ZM134 219V218H133ZM22 224V223H21ZM118 224V223H117ZM72 225V224H71ZM118 226V225H117ZM132 227V226H131ZM238 227H242V226H238ZM244 229V228H243ZM25 230H26V233L31 236V237H34V236H37L38 237H44L42 239H44L45 241L42 242V249H40V251H38V255L36 254L35 256L33 255V257H35L34 259H36L34 262H36V264H44V263H51L52 262V257L54 258L55 256H57V252L60 250V248L64 245V244H70L71 241H72V231H71V227H70V223L67 222L66 219H64L62 222L58 223V224H55L54 221L51 219V220H43V219H35L33 217H29V219L27 220V223H26V227H25ZM237 230L239 231V229L235 228L233 230V234H234V231ZM12 231V230H11ZM130 231V230H129ZM9 232V231H8ZM10 233V232H9ZM238 233V232H237ZM217 234V233H216ZM241 234V232H240ZM10 235V234H9ZM215 235V234H214ZM219 235V234H218ZM237 235V234H236ZM245 237L241 238L242 241L245 242V245L249 243V240L251 241L250 237H248L246 235V233L244 234ZM217 236V235H216ZM221 235H219L220 237ZM223 236V235H222ZM10 237V236H9ZM29 237V239L31 238ZM218 237V238H219ZM224 238V237H223ZM100 236H95L93 238V241L96 243V244H100ZM214 239H215V236H214ZM32 240V239H31ZM223 240V239H222ZM226 240V239H225ZM22 241V240H21ZM20 241V242H21ZM216 241V239H215ZM228 241V240H227ZM41 242V241H40ZM226 242V241H225ZM224 242V243H225ZM233 242V241H232ZM243 242V244H244ZM230 243V242H229ZM235 245L233 246V250L235 251H240L242 249V245H241V242L238 240L237 242L234 243ZM39 245V244H38ZM41 245V244H40ZM244 246V245H243ZM254 250V249H252ZM233 252V251H232ZM255 252V251H254ZM40 253V254H39ZM239 254V253H238ZM238 256V255H236ZM2 259V257H1ZM55 260V259H54ZM242 261V260H241ZM241 261H239L240 263H237V264H241ZM259 262V261H258ZM243 264V262H242Z\"/></svg>","mask_w":264,"mask_h":264},{"label":"crops","instance_id":"0c3cea01","mask_svg":"<svg viewBox=\"0 0 264 264\" xmlns=\"http://www.w3.org/2000/svg\"><path fill=\"white\" fill-rule=\"evenodd\" d=\"M126 0H124L123 2H121L120 4L122 5L121 7V9L119 8L118 9V6L116 7L115 5L114 6H111V7H114L113 9L110 7V8H108L106 11L104 10V13H103V10L101 11V9H99V8H101V6H99V8L97 9V7L96 6H98L97 4H96V2L94 1V0H92V4L91 5H86V6H90V7H94L95 8V10H96V13H97V11H99L98 13H97V15L95 14V15H92V13L93 12H90V13H86L87 15V17L89 18H85V17H83V16H85V15H82V19H81V17H79V19H81L80 20V22L81 23H79V21L78 22H76L77 21V16H76V14H74L75 16L73 17V18H70L69 19V21H68V28H69V35H70V37H72V35H76V38L77 37H83L85 34H87L88 35V33L90 34H97V33H99V32H101V30H103V29H106L107 31L106 32H110V33H112V34H114L113 33V31H112V29H115L117 26H118V23L120 24L119 26H121L123 29H124V31H125V34H124V41H125V44L127 43L128 44V42H127V40H126V38H125V35L128 33L127 31H129V32H131V29L132 28H130V27H139L141 30H139V32L141 33H144L145 31H147V32H149L150 33V35H151V42H150V45H155L156 44V42H155V37H156V27H157V25H158V23H157V20H158V17H159V19H161V16H162V13H163V9H165L166 10V8L167 7H171V0H159V4L158 3H156V0L154 1V0H152V1H150V0H134V1H132L131 0V2L130 1H128V2H125ZM129 2H130V4H129ZM133 2V3H132ZM147 2V3H146ZM152 2V3H151ZM127 3V4H126ZM145 3V4H144ZM230 3H231V1L230 2H227L226 1V4L230 7ZM152 6H151V5ZM243 4H245L244 5V7H243V9L245 8V7H248L249 5H248V3H247V5H246V3H244L243 2ZM137 5V6H136ZM141 5H143V6H141ZM148 7H147V6ZM226 5V6H227ZM85 7V6H84ZM131 7V8H130ZM93 8V9H94ZM148 8V9H147ZM153 8V9H152ZM231 8V7H230ZM237 8H239V9H237ZM242 8V7H241ZM240 7H232L231 9L233 10V11H235V10H241L242 11V9H241ZM93 9H92V11H93ZM113 11H112V10ZM150 9V10H149ZM158 9H161V11L160 10H158ZM246 9H248V8H246ZM95 10H94V12H95ZM110 10V11H109ZM118 10V11H117ZM123 10H125L124 12H123ZM146 11V12H145ZM160 11V14L158 15V12ZM244 11V10H243ZM101 12V13H100ZM119 12V13H118ZM144 12V13H143ZM245 12V11H244ZM99 13H100V15L101 14H103L102 16H100V17H98L99 19H96L97 18V16H99ZM124 13V14H123ZM134 13V14H133ZM89 14L91 15V17L89 16ZM110 16H109V15ZM112 14V15H111ZM117 14V15H116ZM123 14V15H122ZM128 14V15H127ZM164 16H163V23H162V26H161V29L163 28V26H166V23H165V21H167V12H164ZM169 14V13H168ZM43 15V14H42ZM105 15V16H104ZM132 15V16H131ZM93 16H95V17H93ZM112 16V17H111ZM135 16V17H134ZM136 16H137V18H136ZM126 17V18H125ZM143 19H142V18ZM102 18V19H101ZM104 18V19H103ZM130 18V19H129ZM135 18H136V20H135ZM139 18V19H138ZM247 18V17H246ZM245 18V19H246ZM76 19V20H75ZM85 19V20H84ZM92 19V20H91ZM95 19V20H94ZM118 19V20H117ZM134 19V20H133ZM248 19V18H247ZM246 19V20H247ZM141 20V21H140ZM145 20V21H144ZM147 20V21H146ZM249 21H250V19H248ZM247 20V21H248ZM82 21L84 22L83 24H82ZM91 21V22H90ZM95 21H97V22H95ZM76 22V23H75ZM99 22V23H98ZM121 22H122V24H121ZM129 22V23H128ZM134 22V23H133ZM137 22H141L140 24L139 23H137ZM74 23V24H73ZM77 23H79V25L77 24ZM133 23V24H132ZM73 24V25H72ZM81 24V25H80ZM86 24V25H85ZM107 24V25H106ZM124 24V25H123ZM128 24V25H127ZM131 24V25H130ZM136 24V25H135ZM105 25L107 26V27H105ZM133 25V26H132ZM141 27H140V26ZM77 26V27H76ZM81 26V27H80ZM85 26V28H83ZM96 26V27H95ZM143 26V27H142ZM146 26V27H145ZM126 27V28H125ZM128 27V28H127ZM145 27V28H144ZM83 28V29H82ZM75 30H76V32H75ZM110 33H109V35H110ZM140 33L138 34V37L140 36L141 37V35H142V33H141V35H140ZM84 34V35H83ZM131 34L133 35V33L131 32ZM80 35V36H79ZM134 36V35H133ZM139 37V38H140ZM140 40H141V38H140ZM130 42V41H129ZM137 42V41H136ZM136 42H133V43H135L134 44V47H135V45L137 46V43ZM155 42V43H154ZM130 43H132V42H130ZM136 49H138V47H135ZM130 52V51H129ZM130 53H133V52H130ZM153 57L154 58V54L153 53H151L150 55H148V57L149 58H151V57ZM126 60H129L128 58H126ZM163 68V70H165V72L162 70V72L164 73V75H165V77L167 78L168 77V71L166 70V67H162ZM156 86L154 85L153 86V88H154V90L153 91H155V88ZM169 89V83H166V86H165V90L166 89ZM246 117V118H245ZM264 119H258V121H256V122H258V123H264V121H263ZM253 122V119H252V117H250V116H243V117H241L240 119H234L233 121H232V123H243V124H247V123H252ZM120 134V132L118 133V132H115V133H113V135H111V136H108V137H104L105 139H112V140H118V139H123V137L122 136H120L119 135ZM124 135H126V133L124 132ZM115 136V137H114ZM115 138V139H114ZM92 148V147H91ZM90 148H84V147H82V148H77L76 149V151L74 152L76 155H78V156H84V158L82 159V163L84 164V167H85V170H84V173L83 174H80V175H77V174H74V175H72V174H69L67 171V173L64 175V170L63 171H61L60 173H59V179H60V181H61V184L59 185V189H58V191H57V195L56 196H60V198H62V201L63 202H66V201H69V200H71V199H73V200H76L77 199V195H78V193H77V190L79 191V190H82L83 188H84V193H85V196H87V195H90V189H92L93 188V181L94 180H98V178L97 177H95V176H92V174H93V172H92V167L89 165V164H86V162H85V156H91L90 154H94V152H96L95 153V155L97 156V160L99 161V163L103 166V165H106L107 166V164H109V162L110 161H114V156H116V153L117 152H119V148H117V149H115V150H112V149H110V151L106 148V147H104V148H100V149H96L95 150V148H93L94 149V151L93 152H91L90 153V150H93V149H90ZM97 150H101V151H97ZM106 150H107V152H106ZM104 151V152H103ZM204 151H205V149H204ZM204 151H203V153H204ZM98 152V153H97ZM109 152H110V155L111 156H113V158L112 159H109V158H107V153L109 154ZM73 153V154H74ZM82 153V154H81ZM101 153V154H100ZM202 153V154H203ZM92 154V155H93ZM98 154H100V155H98ZM104 154V155H103ZM105 157V158H104ZM107 158V159H106ZM105 159V160H104ZM110 160V161H109ZM107 163V164H106ZM102 166H99V167H102ZM110 166H107L106 167V169H108ZM90 168V169H89ZM245 171H247V172H249V170L246 168L245 169ZM102 172H104L103 173V176H102V180H105L106 178H107V176L106 175H108L107 173L105 174V169H104V171H102ZM108 172V171H107ZM67 174H69V175H67ZM66 176V177H65ZM113 176H114V174L111 176L112 178H113ZM62 178V179H61ZM66 179V180H65ZM73 180V181H72ZM251 180V179H250ZM70 181H72V182H70ZM249 182V177H247L246 178V180L245 181H236V184L237 185H243L244 183L245 184H247ZM82 184H84V186L82 185ZM204 194H201V192H199V190H198V196H197V199H196V201H197V208H196V215L198 216V209L200 208V207H205V204H204ZM48 199V198H47ZM221 200V199H220ZM221 201H219V203L218 204H216L215 202H213L212 204H211V207L212 208H221L222 206H221V204L222 203H220ZM226 201H224V203H225ZM262 208H259V210H257V211H259V212H255V214L254 215H250L251 217L248 219L247 218V221H248V224H250V228L252 229H255V230H257V229H259L260 230V232L264 235V205H262L261 206ZM46 208H42V210L44 211ZM48 209V208H47ZM46 209V210H47ZM50 209V208H49ZM226 209V208H225ZM246 209H248V208H246ZM238 210V209H237ZM37 211H41V210H38L37 209ZM187 211H188V209H187ZM48 218H51L53 221H54V223L55 224H58V223H60V222H62L64 219H66V218H68L67 219V222H69L70 224H72L74 227H75V232H74V236H76L77 234H83V235H90V236H92L93 234H92V228L90 229V231H87V228H86V230L84 231V233H79V232H77V222L78 221H81V222H84L85 223V226L87 225L86 223L87 222H89V220H91V216L90 217H71L70 216V213H68V214H63V213H60V214H54V213H50V214H47L46 216H37V217H35V219H43V220H48ZM91 222V221H90ZM92 224V223H91ZM247 235V234H246ZM248 236V235H247ZM250 241V240H249ZM71 245L70 244H64L61 248H60V250H59V252H63V251H66L67 250V248L68 247H70ZM250 247L249 248H252V249H254V250H252L251 249V252L248 254V256H250L248 259H245V262H244V264H264V252H261V254H258V253H254V251L256 252V251H259L260 250V248H257V247H255L256 246V244L254 243V241H253V239H251V241H250V245H249ZM57 254H58V252H57ZM259 261V262H258ZM32 262H34V261H32ZM32 262H26V261H23V260H20V262H18V263H15V262H12V263H10V261H5L3 264H33ZM34 264H36V262H34ZM53 264H77V261H75V260H71V259H68V260H66V259H62V260H58V261H54L53 260Z\"/></svg>","mask_w":264,"mask_h":264}]
</instances>
